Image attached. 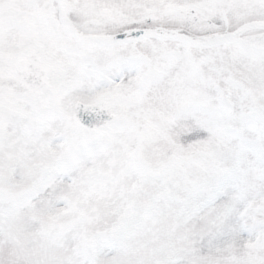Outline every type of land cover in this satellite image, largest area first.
<instances>
[{
    "label": "snow or ice",
    "instance_id": "6c2138e0",
    "mask_svg": "<svg viewBox=\"0 0 264 264\" xmlns=\"http://www.w3.org/2000/svg\"><path fill=\"white\" fill-rule=\"evenodd\" d=\"M0 264H264V0H0Z\"/></svg>",
    "mask_w": 264,
    "mask_h": 264
}]
</instances>
